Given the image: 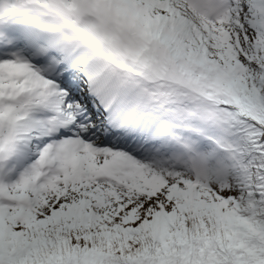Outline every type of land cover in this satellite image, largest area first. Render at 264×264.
Here are the masks:
<instances>
[{"label":"snow or ice","instance_id":"obj_1","mask_svg":"<svg viewBox=\"0 0 264 264\" xmlns=\"http://www.w3.org/2000/svg\"><path fill=\"white\" fill-rule=\"evenodd\" d=\"M0 264H264V0H0Z\"/></svg>","mask_w":264,"mask_h":264}]
</instances>
